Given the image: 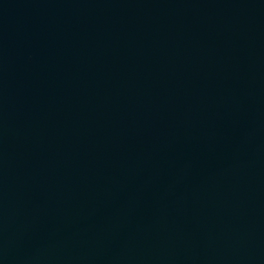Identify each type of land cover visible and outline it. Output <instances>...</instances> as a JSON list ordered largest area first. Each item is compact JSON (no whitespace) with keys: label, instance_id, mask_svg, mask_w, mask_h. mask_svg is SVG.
I'll use <instances>...</instances> for the list:
<instances>
[{"label":"water","instance_id":"water-1","mask_svg":"<svg viewBox=\"0 0 264 264\" xmlns=\"http://www.w3.org/2000/svg\"><path fill=\"white\" fill-rule=\"evenodd\" d=\"M0 264H264V0H0Z\"/></svg>","mask_w":264,"mask_h":264}]
</instances>
